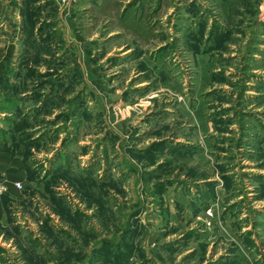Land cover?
<instances>
[{"label":"rangeland","instance_id":"rangeland-1","mask_svg":"<svg viewBox=\"0 0 264 264\" xmlns=\"http://www.w3.org/2000/svg\"><path fill=\"white\" fill-rule=\"evenodd\" d=\"M100 2L0 0V264H264V0Z\"/></svg>","mask_w":264,"mask_h":264},{"label":"trees","instance_id":"trees-1","mask_svg":"<svg viewBox=\"0 0 264 264\" xmlns=\"http://www.w3.org/2000/svg\"><path fill=\"white\" fill-rule=\"evenodd\" d=\"M208 1V0H205ZM166 0H134L127 5H123L120 0H102L100 4H95L94 15L110 16L113 18L117 29L127 33L135 40H149L152 37L158 23L153 18L157 16L160 10L165 6ZM179 3L193 6L195 0H178ZM136 4V5H135ZM196 14V13H192ZM164 41V39H161Z\"/></svg>","mask_w":264,"mask_h":264},{"label":"crops","instance_id":"crops-1","mask_svg":"<svg viewBox=\"0 0 264 264\" xmlns=\"http://www.w3.org/2000/svg\"><path fill=\"white\" fill-rule=\"evenodd\" d=\"M101 2H102V0H101ZM100 3H97V4H100ZM110 16H113V15L110 14L108 16L106 15V16H100V17L103 18V19H109ZM117 30H119V29H117ZM21 165H22V170L21 171H18L17 173H13V175L11 177H9L8 180H13L14 182H25L26 181V179H27V172H26V170L24 168L25 166H24L23 161L21 162ZM5 173H2L1 172V175L4 176ZM4 186H6V185H4Z\"/></svg>","mask_w":264,"mask_h":264},{"label":"built area","instance_id":"built-area-1","mask_svg":"<svg viewBox=\"0 0 264 264\" xmlns=\"http://www.w3.org/2000/svg\"><path fill=\"white\" fill-rule=\"evenodd\" d=\"M72 0H58V3L62 6H67L71 3ZM14 187L17 189V190H21L22 189V186L20 183H15L14 184Z\"/></svg>","mask_w":264,"mask_h":264}]
</instances>
